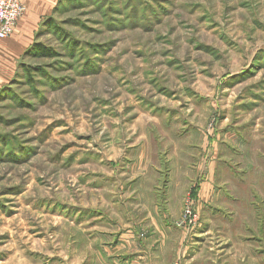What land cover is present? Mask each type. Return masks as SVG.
I'll list each match as a JSON object with an SVG mask.
<instances>
[{"label":"rangeland","instance_id":"obj_1","mask_svg":"<svg viewBox=\"0 0 264 264\" xmlns=\"http://www.w3.org/2000/svg\"><path fill=\"white\" fill-rule=\"evenodd\" d=\"M11 73L0 264H127L162 210L261 237L264 0H61Z\"/></svg>","mask_w":264,"mask_h":264},{"label":"crops","instance_id":"obj_2","mask_svg":"<svg viewBox=\"0 0 264 264\" xmlns=\"http://www.w3.org/2000/svg\"><path fill=\"white\" fill-rule=\"evenodd\" d=\"M60 1L24 0V14L15 32L0 42V88L12 79L11 67L32 45L41 24L51 16ZM208 178L202 184L198 180L191 190L195 207L210 203L212 194L205 195L203 188L208 186ZM163 213L162 210L161 214L156 211L151 214L156 223H132V230L124 229L123 233H119L118 241L134 238L133 243L137 244L134 245V252L140 249L137 256L125 260L127 264H149L151 248L155 252L153 259L165 258L166 264H172L175 259L181 264H264V248H261L262 244L258 245V242L264 243V225L260 229L261 237L257 239L253 238L248 226L244 225L241 229V224L237 226L235 223H195L194 227L185 223L182 229L177 223H159L163 220ZM151 215L148 212L143 222L151 221ZM146 228H150L147 237L140 240V230ZM253 241L258 246H253Z\"/></svg>","mask_w":264,"mask_h":264},{"label":"built area","instance_id":"obj_3","mask_svg":"<svg viewBox=\"0 0 264 264\" xmlns=\"http://www.w3.org/2000/svg\"><path fill=\"white\" fill-rule=\"evenodd\" d=\"M24 14V0H0V42L13 35Z\"/></svg>","mask_w":264,"mask_h":264},{"label":"trees","instance_id":"obj_4","mask_svg":"<svg viewBox=\"0 0 264 264\" xmlns=\"http://www.w3.org/2000/svg\"><path fill=\"white\" fill-rule=\"evenodd\" d=\"M48 20H49V18H47V19L41 24V27L45 26ZM36 48H37V54H46V53H44L45 51H44L43 49L40 48V46H39V47H36Z\"/></svg>","mask_w":264,"mask_h":264}]
</instances>
